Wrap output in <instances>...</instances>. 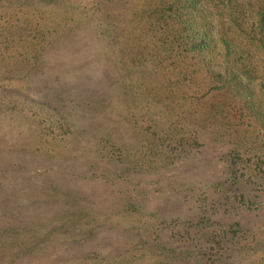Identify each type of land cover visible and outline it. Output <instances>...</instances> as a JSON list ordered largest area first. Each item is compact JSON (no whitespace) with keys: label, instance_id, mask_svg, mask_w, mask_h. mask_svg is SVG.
Returning <instances> with one entry per match:
<instances>
[{"label":"rangeland","instance_id":"obj_1","mask_svg":"<svg viewBox=\"0 0 264 264\" xmlns=\"http://www.w3.org/2000/svg\"><path fill=\"white\" fill-rule=\"evenodd\" d=\"M139 4L115 0L102 24L100 10L91 23L66 0L73 31L35 68L0 25V264H264V129L235 117L224 89L182 80L179 58L164 88V70L130 71L115 36L120 12L135 25ZM97 22L111 39L95 35Z\"/></svg>","mask_w":264,"mask_h":264},{"label":"trees","instance_id":"obj_2","mask_svg":"<svg viewBox=\"0 0 264 264\" xmlns=\"http://www.w3.org/2000/svg\"><path fill=\"white\" fill-rule=\"evenodd\" d=\"M16 1L0 0V9H4L0 13V25L8 30L9 36L6 34L7 37H4L8 41L6 46H14L12 50L16 52V60L25 61L35 68L41 63L45 47L52 46L56 35L73 31L67 25L69 13L66 12V0H19V4ZM72 1L80 19L93 23L94 13L91 15L88 12L100 10L102 24L112 21L115 0H105L102 8L96 6L95 10L83 8L78 0ZM141 1L142 4L138 5L141 14L138 9L131 10L137 20L135 25L128 12H120L122 25L115 36L120 47L128 48L126 53L123 52L124 56L135 62L130 71L139 69L140 74L162 69L164 78L161 85L164 88L171 80L167 73L173 57L179 58L185 64L182 80L196 75L198 89L206 88L208 93L224 89L230 95L229 104L235 117L245 115L260 133L264 129V105L255 90L261 88L264 92V74L259 71L257 60L258 53L264 55V0ZM43 4L59 6L62 10L50 11V15L43 12L45 20V16L37 11ZM121 9L127 11L125 7ZM52 19L56 20L59 31L42 27L41 23ZM95 25V35L100 40L112 38L110 28L103 27L99 22ZM106 52L105 58L112 61L109 46ZM29 59L32 63L27 61ZM130 82L133 86L138 83L136 87L139 88L142 80L130 79ZM169 95L164 97L169 99ZM71 119L67 122L72 123ZM259 179L264 183V169ZM234 236L231 235L232 238ZM198 263L205 264L202 258Z\"/></svg>","mask_w":264,"mask_h":264}]
</instances>
